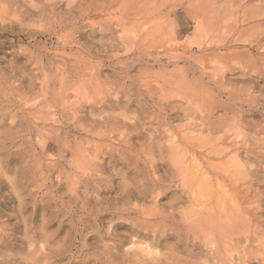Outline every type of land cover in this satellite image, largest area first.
<instances>
[{"label":"clouds","instance_id":"clouds-1","mask_svg":"<svg viewBox=\"0 0 264 264\" xmlns=\"http://www.w3.org/2000/svg\"><path fill=\"white\" fill-rule=\"evenodd\" d=\"M0 264H264V0H0Z\"/></svg>","mask_w":264,"mask_h":264}]
</instances>
